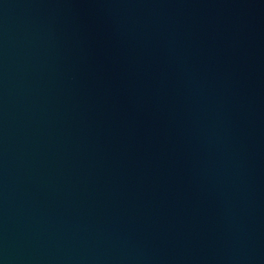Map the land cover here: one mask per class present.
Returning a JSON list of instances; mask_svg holds the SVG:
<instances>
[{
    "label": "water",
    "instance_id": "water-1",
    "mask_svg": "<svg viewBox=\"0 0 264 264\" xmlns=\"http://www.w3.org/2000/svg\"><path fill=\"white\" fill-rule=\"evenodd\" d=\"M0 264H264V0H0Z\"/></svg>",
    "mask_w": 264,
    "mask_h": 264
}]
</instances>
